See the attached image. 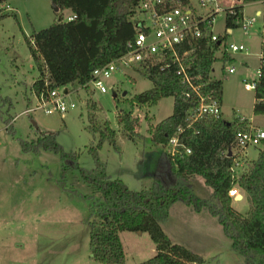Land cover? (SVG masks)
<instances>
[{"label": "trees", "instance_id": "obj_1", "mask_svg": "<svg viewBox=\"0 0 264 264\" xmlns=\"http://www.w3.org/2000/svg\"><path fill=\"white\" fill-rule=\"evenodd\" d=\"M7 1L10 0H0V3ZM49 1L58 7L57 20L48 28L25 38L39 73L31 84V94L33 97L46 95L55 88L73 85L88 91L92 72L127 52V44L136 35L137 22L134 17L140 0ZM180 2L179 5L186 4L187 0ZM171 5L176 4L173 2ZM65 10L69 11V15L63 18L60 13ZM1 13L0 18L5 17ZM67 18L73 19L68 21ZM242 20L243 6H234L225 11V35L218 37L217 42L211 41L213 33L211 20H208L201 25L199 37L176 47L191 81L196 85L204 84L202 94L211 91L219 102L222 82L211 77L212 65L216 62L214 54L225 40L226 31L241 28ZM260 50L254 115H264V33ZM184 52L188 54L183 56ZM227 56L224 53L223 62ZM132 68L153 86L126 100L130 108L152 107L161 99L173 98L172 114L147 129L151 143L164 147L177 130L182 129L179 139L190 153L171 159L163 152L158 162L160 167L152 175L150 187L139 191L129 189L121 179H112L107 174L106 163L99 159L98 150L104 141L117 150L116 134L108 122L102 125L96 123L97 105L91 99L86 100L87 130L93 136H98L96 144L88 148L94 167L79 168L82 182L93 193L89 197L91 203L87 218L90 258L100 264H125L119 234L140 232L150 237L155 245V255L139 264L204 263L197 253L172 243L162 228L170 208L181 203L195 212L205 209L216 218L231 242L232 252L242 258L243 264H264V142L257 159L250 161L246 171L234 178L230 170L235 156H228V152L235 148L238 133L247 129V119L226 121L206 117L187 127L198 99L177 74L178 67L171 54L153 56ZM10 121V118L3 120L5 124ZM117 121L125 138L133 142L139 138L138 123L131 109L117 114ZM20 145L25 153L51 151L60 154L63 172L77 166L74 157L64 153L55 142L52 133H41L34 142L21 140ZM195 177H201L210 189L207 198H201L194 192L192 181ZM58 185L64 186L60 181ZM234 186L246 196L249 210L245 215L232 208V198L228 192ZM72 192L76 194V191Z\"/></svg>", "mask_w": 264, "mask_h": 264}, {"label": "rangeland", "instance_id": "obj_2", "mask_svg": "<svg viewBox=\"0 0 264 264\" xmlns=\"http://www.w3.org/2000/svg\"><path fill=\"white\" fill-rule=\"evenodd\" d=\"M240 1L244 3L245 18L256 16L258 11L264 13L262 1ZM225 3L228 2H221L222 8ZM193 5L199 13L205 12L195 1ZM0 11L5 14L0 18V106L3 104L0 109V264H100L90 258L89 249L87 218L89 197L93 193L82 182L79 171L94 167L88 148L98 140L97 135L87 130L85 102L91 99L97 105L96 123L108 122L116 134L117 150L107 141L98 150L99 159L106 163L107 174L112 179H121L129 189L139 191L150 187L164 151L162 146L151 143L147 129L172 114L173 98L161 99L152 107L130 108L125 101L153 85L135 68H129L105 81L106 94L91 87L86 91L77 85L68 86L73 93L67 99L75 102L76 108L63 115H46L41 111L29 116L23 114L29 103H35L30 87L39 75L25 38L51 26L57 15L49 0H10L0 3ZM60 15L66 18L69 11ZM263 24L261 15L247 31L232 29L214 54L216 62L211 72L213 79L222 82V118L226 121L244 118L261 130H264V115L253 114L254 90L246 91L242 79L256 78ZM211 30L214 36L225 35L224 11L215 14ZM229 44L242 45L247 52L228 54L223 62L224 49ZM231 67L235 73L230 75L227 70ZM130 109L138 123L139 138L135 142L124 137L117 121V114ZM9 118L11 121L5 124L3 120ZM41 133H52L55 142L64 153L74 157L78 167L63 172L60 154L23 152L20 141L34 142ZM261 149L262 145L247 149L246 163L256 160ZM59 181L63 187L58 185ZM192 187L201 198L210 194L201 177H195ZM241 195L244 196L241 200L232 199V208L245 215L249 205L242 191ZM176 206L183 208L181 203ZM208 216L207 220L182 218L176 211L162 228L170 233L172 243L200 255L204 259L202 264H243L242 258L232 252L231 242L217 219ZM181 221L187 224H183V229L178 226ZM119 236L125 264H139L155 255V245L147 233L121 232Z\"/></svg>", "mask_w": 264, "mask_h": 264}, {"label": "built area", "instance_id": "obj_3", "mask_svg": "<svg viewBox=\"0 0 264 264\" xmlns=\"http://www.w3.org/2000/svg\"><path fill=\"white\" fill-rule=\"evenodd\" d=\"M194 1L197 7L205 10V12L199 13L195 5H193ZM223 1H227L228 3H225V7L222 8L221 2ZM173 2L176 5L172 6ZM240 2V0H187L186 4L179 5L181 4L180 0H140L137 14L134 17L137 22V31L134 39L127 44V52L107 65L95 69L92 72L88 87L99 93L106 94L108 90L105 81L110 79L114 73L118 71L123 72L125 69L138 66L153 56L170 53L177 64V74L183 82L188 84L192 93L198 99L197 107L188 118L189 124L187 127H191L194 122H197L201 118L207 117L215 120L222 118L221 103L213 97L211 91L207 94H202L201 88L204 84L196 85L191 81L182 61L183 59L178 55L176 47L190 39L199 37L202 24L211 20L212 27L216 13L232 9ZM262 3L264 4V0ZM260 16L261 13L252 18H245L243 16L241 28L247 31L248 28H251L256 18ZM72 19L67 18L68 21ZM226 33L230 34L231 30L228 29ZM211 41L217 42L218 37L212 34ZM245 51L247 52L244 46L236 44H229L224 49V53L227 55L243 53ZM187 54L188 52H184L183 56ZM227 73L230 75L234 74L235 68H229ZM255 73L256 78L244 77L242 79L246 91L255 90L260 69L258 68ZM72 93L73 91L69 90L68 87H62L48 91L46 95L34 96V105L29 103V107L25 109L23 114L29 116L37 111H41L46 115H63L69 110L76 108L75 102L67 99ZM239 119L244 120V118ZM181 132L182 129H178L176 134L163 147L164 152L171 159L183 153H190L189 149L179 139ZM263 142L264 131L250 124L246 130L238 133L236 146L232 151H229L231 153L230 156H235L230 170L234 178H238L248 167L246 163L247 149L257 148ZM228 195L235 200H238V198L239 200L243 199L241 191L236 186L229 190Z\"/></svg>", "mask_w": 264, "mask_h": 264}, {"label": "crops", "instance_id": "obj_4", "mask_svg": "<svg viewBox=\"0 0 264 264\" xmlns=\"http://www.w3.org/2000/svg\"><path fill=\"white\" fill-rule=\"evenodd\" d=\"M243 4L244 3H238L237 4V6L238 5H242L243 6ZM264 5V4H263ZM243 9H244V6H243ZM259 13H261V12H256V15H258ZM261 15H262V17L264 16V13L262 14L261 13ZM261 17V16H260ZM263 26H264V24H263ZM221 103V102H220ZM250 125H252L251 123H249ZM253 126V125H252ZM258 128V127H257ZM264 131V130H263ZM164 152V151H163ZM247 153V152H246ZM162 155V154H161ZM247 155H248V153H247ZM161 157V156H160ZM151 176V175H150ZM152 177V176H151ZM152 179V178H151ZM151 182V181H150ZM244 197V196H243ZM234 200V199H233ZM177 204H179V203H176V204H174L171 208H170V210H169V213H168V219L162 224V226H164V224L166 223V222H168L169 221V219L171 218V216H172V213H173V215L175 216V213H176V211L177 212H179V214H180V216L182 217V218H184V217H187V216H191V218L192 219H205L206 218V220L207 219H210V218H208L209 216L208 215H210L206 210H201L200 212H195L191 207H188V206H186V205H184L183 206V204H181V207H183V208H179V207H177L176 205ZM175 207H177V210H175ZM186 207L188 208V210L186 209ZM173 211V212H172ZM211 216V215H210ZM212 217V216H211ZM209 222H210V220H208ZM183 224H186L184 221H181L180 223H178V226L180 227V229H183L184 227H183ZM187 225V224H186ZM164 230V232L168 235V237L171 239V235H170V233H168L166 230H165V228L163 229ZM223 231V230H222ZM142 233H138V235H141ZM196 238V237H195ZM119 239H120V236H119ZM120 242H121V240H120ZM121 244H122V242H121ZM123 247V246H122ZM155 250V248L153 249V251ZM125 254V253H124Z\"/></svg>", "mask_w": 264, "mask_h": 264}, {"label": "water", "instance_id": "obj_5", "mask_svg": "<svg viewBox=\"0 0 264 264\" xmlns=\"http://www.w3.org/2000/svg\"><path fill=\"white\" fill-rule=\"evenodd\" d=\"M52 5V8H53V10H54V12H58V7H56L53 3L51 4ZM114 97H115V95H114ZM32 124H33V126L34 127H36L37 125H36V123H34V122H32ZM230 152L228 153V156H230ZM137 233H139L140 234V232H137Z\"/></svg>", "mask_w": 264, "mask_h": 264}]
</instances>
